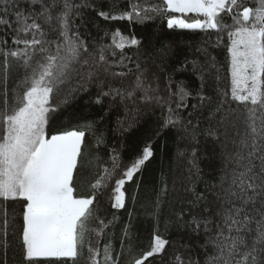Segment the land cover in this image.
<instances>
[{
	"label": "snow or ice",
	"instance_id": "6c2138e0",
	"mask_svg": "<svg viewBox=\"0 0 264 264\" xmlns=\"http://www.w3.org/2000/svg\"><path fill=\"white\" fill-rule=\"evenodd\" d=\"M88 10L202 35L187 45L192 59L120 29L90 45ZM225 36L228 75L213 54ZM185 72L198 87L175 79ZM82 94L103 115H67ZM155 108L157 135L176 131L187 166L162 173L147 198L154 228L142 246L131 220L101 215V197L110 190V207L124 209V186L153 148L125 165L99 147L100 124L115 112L124 133ZM146 262L264 264V0H109L107 10L103 0H0V264Z\"/></svg>",
	"mask_w": 264,
	"mask_h": 264
},
{
	"label": "trees",
	"instance_id": "16d2710c",
	"mask_svg": "<svg viewBox=\"0 0 264 264\" xmlns=\"http://www.w3.org/2000/svg\"><path fill=\"white\" fill-rule=\"evenodd\" d=\"M154 2H159V0H154ZM252 2L254 0H249V3ZM121 6H124V0H121ZM108 7L109 0H103V9L107 10ZM85 17L86 23L81 28V32L84 33L90 45L93 40L97 43L110 44L111 38L104 36V30L120 29L122 34H134L145 44L149 42L153 45L175 43L179 49L184 50L188 54L189 59H192L194 52H189L187 45L188 43H193L194 45L202 35L189 30H169L166 27V22H162L160 18L141 26L129 25L127 21H104L92 10L86 11ZM227 22L231 23L230 20ZM95 24H98L99 28L95 27ZM88 33H91V36H88ZM227 44L228 40L225 36L221 46L213 50V54L217 57L222 67V75H228L226 71L228 64ZM175 79L186 81L190 89L198 87L199 84V81L190 72L177 74ZM225 84L230 88V77L225 81ZM86 101H88V95L82 94L77 101L69 106L67 115L73 117L74 120H93L98 118L99 115H103V111L99 106L89 105ZM162 111L160 108H155L154 111L148 112L139 119V123L124 133L118 129L117 114L115 112L110 113L108 119L100 124V128L104 132L105 143L99 147L106 148L108 155H111L113 148L117 149L121 153L125 165L130 164L146 145H150L153 148L154 155L145 163L142 172L134 176L133 181L127 182L124 186L126 189V205L124 209L117 210L110 207L109 197L114 195L110 190H106L101 197V215L108 213V218L111 219V213H115L120 218L117 222L118 225L120 223L127 225L129 220H131V231L135 235L137 242L142 246L147 244L150 233L154 228V221L147 212V198H154L152 190L161 179L162 173H175L187 166L186 159H178L177 157V152L183 149L184 142L178 139L176 131L169 130L157 135L162 123ZM119 115L123 118L124 113L121 111ZM66 123V121H58L54 127L60 128L62 124ZM200 139L203 142V137ZM105 159H107V156ZM107 166L105 165V167ZM201 166L206 168L207 161L202 160ZM136 184L140 185L139 189H137ZM110 187H114V181ZM132 196H136L137 199H132ZM129 213H132L131 217H129ZM160 227L161 231H163V224ZM114 231L119 234V228ZM114 244L118 248L119 240L114 241Z\"/></svg>",
	"mask_w": 264,
	"mask_h": 264
}]
</instances>
